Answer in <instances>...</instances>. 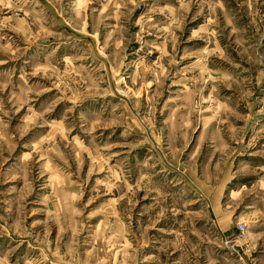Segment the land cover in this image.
Wrapping results in <instances>:
<instances>
[{
	"label": "rangeland",
	"instance_id": "obj_1",
	"mask_svg": "<svg viewBox=\"0 0 264 264\" xmlns=\"http://www.w3.org/2000/svg\"><path fill=\"white\" fill-rule=\"evenodd\" d=\"M0 264H264V0H0Z\"/></svg>",
	"mask_w": 264,
	"mask_h": 264
},
{
	"label": "built area",
	"instance_id": "obj_2",
	"mask_svg": "<svg viewBox=\"0 0 264 264\" xmlns=\"http://www.w3.org/2000/svg\"><path fill=\"white\" fill-rule=\"evenodd\" d=\"M238 227H239L240 230L245 231V225L244 224L239 223Z\"/></svg>",
	"mask_w": 264,
	"mask_h": 264
}]
</instances>
